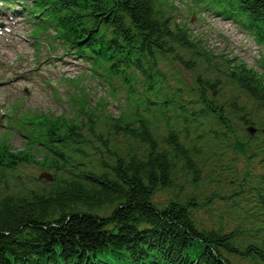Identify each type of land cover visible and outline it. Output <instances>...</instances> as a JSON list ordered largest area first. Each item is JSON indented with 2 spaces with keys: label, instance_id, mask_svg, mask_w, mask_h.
I'll list each match as a JSON object with an SVG mask.
<instances>
[{
  "label": "trees",
  "instance_id": "1",
  "mask_svg": "<svg viewBox=\"0 0 264 264\" xmlns=\"http://www.w3.org/2000/svg\"><path fill=\"white\" fill-rule=\"evenodd\" d=\"M16 1L81 57L108 63L140 100L99 129L85 102L80 120L36 118L54 178L0 191V264H264V76L205 57L158 0ZM200 1L264 42V0ZM172 62L191 72V90L160 66ZM87 135L107 151L82 166L68 152ZM224 152L244 158L242 174ZM31 161L1 144L0 180ZM161 190L173 194L159 202ZM221 199L246 204L247 214L198 222L195 212Z\"/></svg>",
  "mask_w": 264,
  "mask_h": 264
},
{
  "label": "rangeland",
  "instance_id": "2",
  "mask_svg": "<svg viewBox=\"0 0 264 264\" xmlns=\"http://www.w3.org/2000/svg\"><path fill=\"white\" fill-rule=\"evenodd\" d=\"M158 2L175 23L185 27L194 40L201 42L202 48L205 47L218 56L235 58L264 75V47L257 44L235 22L207 11L202 4L192 0ZM34 27L35 24L19 13V10L0 8V140L7 143L16 154H31L36 162L31 161L18 168L5 184L0 181V191H5L4 187L29 190L42 185V181L49 183L50 176L51 180L54 178L52 172L45 167L42 157L44 148L40 143H31L32 138L38 134L33 130L37 128L38 116L65 115L80 120L82 115L77 109L85 102L87 108L100 115V126H96L99 129L104 116L117 118L125 109L138 102L137 97L129 96L119 78L108 74L103 64L93 72L91 64L81 59L74 48L67 50L66 45L55 38L52 30L40 31ZM5 45H10L11 48L6 50ZM18 49L21 50L17 51ZM5 50L8 53L3 56ZM176 70L181 72V82L188 91L193 85V78L178 67ZM137 86L139 82L136 81L135 88ZM138 95L136 92V96ZM163 122L158 126L162 127ZM80 148L84 153L75 159L86 166L96 161L102 146L94 141L91 144L72 146L74 151H71V155ZM232 156V152H224L220 158L221 161L229 162ZM237 158H234L237 161L235 167L242 174L246 162L241 156ZM252 170H258L256 161ZM172 194L161 190L155 193L154 198L163 202ZM236 199L237 202L241 201L240 196ZM235 200H214L215 203L210 207L196 211L195 218L207 226L217 224L220 220L233 223L232 219L247 214L246 204L240 208Z\"/></svg>",
  "mask_w": 264,
  "mask_h": 264
},
{
  "label": "bare ground",
  "instance_id": "3",
  "mask_svg": "<svg viewBox=\"0 0 264 264\" xmlns=\"http://www.w3.org/2000/svg\"><path fill=\"white\" fill-rule=\"evenodd\" d=\"M10 48H11V46H10V45H8V46H6V45H5V49H6V50H7V49H10ZM6 50H5V51H3V53H2V54H3V56H6V55H5V53L7 52ZM20 50H21V49H18L17 51H20ZM7 53H8V52H7ZM5 60H6V59H5Z\"/></svg>",
  "mask_w": 264,
  "mask_h": 264
},
{
  "label": "water",
  "instance_id": "4",
  "mask_svg": "<svg viewBox=\"0 0 264 264\" xmlns=\"http://www.w3.org/2000/svg\"><path fill=\"white\" fill-rule=\"evenodd\" d=\"M263 134H264V129L262 130ZM264 139V138H263Z\"/></svg>",
  "mask_w": 264,
  "mask_h": 264
}]
</instances>
